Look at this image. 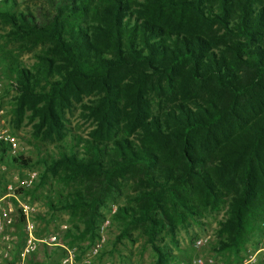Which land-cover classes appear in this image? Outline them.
Instances as JSON below:
<instances>
[{
  "label": "trees",
  "instance_id": "1",
  "mask_svg": "<svg viewBox=\"0 0 264 264\" xmlns=\"http://www.w3.org/2000/svg\"><path fill=\"white\" fill-rule=\"evenodd\" d=\"M47 1L44 22L0 12L11 38L52 43L31 68L0 47V70L44 140L67 137L74 103L93 125L81 153L43 161L79 185L63 207L80 213L75 237L95 245L102 208L124 196L118 241L144 227L156 264H174L160 235L177 243L179 227L227 206L217 250L241 263L264 223V0ZM10 151L0 142L1 163L31 166Z\"/></svg>",
  "mask_w": 264,
  "mask_h": 264
},
{
  "label": "rangeland",
  "instance_id": "2",
  "mask_svg": "<svg viewBox=\"0 0 264 264\" xmlns=\"http://www.w3.org/2000/svg\"><path fill=\"white\" fill-rule=\"evenodd\" d=\"M4 2L5 0H0V12L33 15L40 22L46 21L54 13L47 0H8L7 4ZM81 21H85V18ZM11 29L6 19H0V47L11 51L13 56L26 67L31 68L36 64L38 62L36 56L52 45L43 38L38 41L34 39L21 41L11 38L9 36ZM15 85V76L0 70V135L14 139L16 152L10 151V156L21 155L31 161V166L5 165L0 162V200H3L6 207L11 206L13 210L11 225L0 220V229L4 230L0 234V241L8 235L10 239L15 236L20 238L19 248L24 246L25 249L29 239L27 231V223H29L32 226L35 245L49 243L51 238L56 237L57 241L68 246V249L75 250L78 264H84L85 258H90L91 264H156L157 255L149 243L144 227L131 228L129 235L118 241L124 227L122 222L116 220L117 213L114 215L112 228L105 235L106 242L98 254H94L96 244L91 243L89 236L76 238L84 229L80 213L73 214L71 211L64 210L63 207L66 199L79 189V185H66L61 178L47 172L43 161L59 158L63 151L74 150L81 153L83 147L78 144V139L80 137L85 139L93 129V125L91 121L83 117L80 104L74 103L66 115L67 137L63 141L44 140L42 133L37 134L35 130L37 120H31V112H27L21 119L15 112V98L18 95ZM32 174H36L32 187L23 188L22 182L30 179ZM126 202L124 196L119 197L115 202L107 203V206L102 208V212L104 215H112V206H117L119 210L121 206H125ZM24 208L28 209V217L24 215ZM227 210V206H222L216 211H201V215L196 219H190L184 226L178 228L175 239L177 243L169 234L162 233L158 246L172 254L174 264L199 257H202L206 264H244L264 247V223L261 229L252 233L250 241L244 245L239 255L242 259L240 263L235 255L217 250L218 230L220 222L226 217ZM201 237H207L209 244L199 251L194 248V244ZM38 240L44 243H39ZM42 250L49 252L45 246H42ZM36 255V251L28 255L31 256L30 264L31 262L39 264L35 260ZM65 255L66 249L59 248L45 258L44 262L60 264ZM11 261L0 260V264H9V262L16 264L18 260Z\"/></svg>",
  "mask_w": 264,
  "mask_h": 264
},
{
  "label": "built area",
  "instance_id": "3",
  "mask_svg": "<svg viewBox=\"0 0 264 264\" xmlns=\"http://www.w3.org/2000/svg\"><path fill=\"white\" fill-rule=\"evenodd\" d=\"M0 142H6L8 143L12 148V152H16L15 150V143L14 139H12L10 136H3L0 135ZM36 179V174H32L30 176V179L22 182V187L25 189H30L33 185L34 180ZM112 206V205H111ZM111 214H108L105 216V218L101 221V223L98 226V235L99 239L94 246V254H98L103 248L104 243L106 242L105 235L109 233L110 229L112 228L113 218L114 215L117 213L118 209L117 206H112ZM13 212L11 206L6 207L3 203V200H0V220L6 222L7 224L11 225L13 223L11 213ZM24 215L26 217L29 216V212L27 208H24ZM27 231H28V242L27 246L23 251L22 258H26L30 253L34 252L36 249V245L34 243L35 239L33 238L32 234V226L31 224L27 223ZM57 240L56 237L51 238V242H55ZM209 244V239L207 237H201L195 241L194 248L197 250H201L204 247H206ZM60 264H78L77 263V256L76 252L74 250L66 248V255L61 260ZM177 264H206L204 259L202 257L199 258H193L190 260H183L180 261ZM244 264H264V247L260 248L254 255L250 257V259L246 260Z\"/></svg>",
  "mask_w": 264,
  "mask_h": 264
},
{
  "label": "crops",
  "instance_id": "4",
  "mask_svg": "<svg viewBox=\"0 0 264 264\" xmlns=\"http://www.w3.org/2000/svg\"><path fill=\"white\" fill-rule=\"evenodd\" d=\"M16 199H18V198H16ZM3 231L4 230L0 229V234ZM1 240L2 241H0V260H2V261L3 260L4 261L18 260L16 264H30L31 256H28L27 258H24V259L22 258L24 246L23 247L21 246V248H19V245L21 244L20 238H17L14 236L10 239V235H8L6 237H3ZM38 241H39V243H44V242H40V240H38ZM42 246H45L46 249L48 248L49 252L48 253L43 252ZM57 247H59L60 249H63V248L66 249L68 246L64 245L63 243H61L60 241H57V240L55 242H49L46 244L45 243L44 244H36V250L35 251H36L38 256L36 255L35 260H37L39 262V264H45V262H44L45 258H48L49 255H52L54 250L59 249ZM72 250H74V249H72ZM89 259L85 258L83 263L84 264H91V260H89ZM11 262H9V264H11ZM31 264H33V262H31Z\"/></svg>",
  "mask_w": 264,
  "mask_h": 264
}]
</instances>
